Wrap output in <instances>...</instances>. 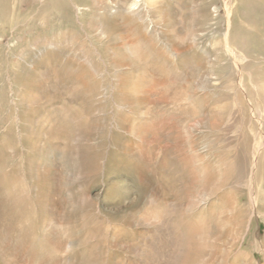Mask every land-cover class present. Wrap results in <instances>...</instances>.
<instances>
[{"label":"rangeland","instance_id":"374dc122","mask_svg":"<svg viewBox=\"0 0 264 264\" xmlns=\"http://www.w3.org/2000/svg\"><path fill=\"white\" fill-rule=\"evenodd\" d=\"M235 50L264 0H0V264H264Z\"/></svg>","mask_w":264,"mask_h":264},{"label":"bare ground","instance_id":"6f19581e","mask_svg":"<svg viewBox=\"0 0 264 264\" xmlns=\"http://www.w3.org/2000/svg\"><path fill=\"white\" fill-rule=\"evenodd\" d=\"M231 52H233V51L231 50ZM234 54L237 57V61L239 62V67H240L242 76L246 75L249 78H254L252 75V71H251L253 66L250 63H248V61H245V62L242 61V60H245V58H246L243 55V52L241 50H239V51L235 50ZM136 56L141 61V64H143V63L145 64L146 62H149L148 55L144 51L138 50L136 52ZM163 62H164L163 59L161 57L160 58L158 57V64H157L158 69L162 68ZM256 79H257V77L255 76L254 83L250 86L252 91H248L246 89V87L244 88V90H245L246 94L250 97L251 101H252L251 98H255V99H253L254 103L252 102V105H253L254 109H256L257 114L261 117V115L264 116V82H263L264 80L263 79H261V80L257 79L256 80ZM261 81H262V83H261ZM242 107H243L242 105H239V108L242 109ZM244 108H246L245 105H244ZM247 109L249 110V107H247ZM259 139H260V143L258 145V148L261 146V144H264V137H262V138L260 137ZM257 163L259 164V161H257ZM253 168L255 169L254 170V175H255L257 168L255 166ZM256 201L257 200L254 199V197H251L252 205H255V207H256ZM250 215H251V210H250Z\"/></svg>","mask_w":264,"mask_h":264}]
</instances>
